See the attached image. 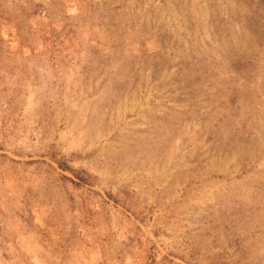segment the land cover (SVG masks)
I'll use <instances>...</instances> for the list:
<instances>
[{
    "label": "rangeland",
    "instance_id": "1",
    "mask_svg": "<svg viewBox=\"0 0 264 264\" xmlns=\"http://www.w3.org/2000/svg\"><path fill=\"white\" fill-rule=\"evenodd\" d=\"M0 264H264V0H0Z\"/></svg>",
    "mask_w": 264,
    "mask_h": 264
}]
</instances>
